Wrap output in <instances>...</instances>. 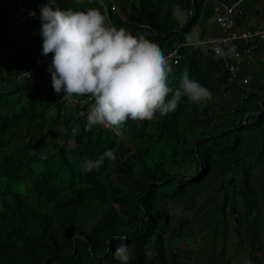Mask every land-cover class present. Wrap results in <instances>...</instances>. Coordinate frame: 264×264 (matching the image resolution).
<instances>
[{
    "label": "trees",
    "instance_id": "16d2710c",
    "mask_svg": "<svg viewBox=\"0 0 264 264\" xmlns=\"http://www.w3.org/2000/svg\"><path fill=\"white\" fill-rule=\"evenodd\" d=\"M100 1L121 8L109 10L111 25L145 36L163 52L178 46L173 90L186 73L212 98L190 104L182 97L166 116L129 119L117 130L122 137L102 125L86 131L91 98L75 96L86 100L80 108H60L48 71L52 56L42 55L39 16L46 4L104 14ZM205 3L0 0V264H119L114 253L121 243L129 264H190L194 248L181 247L183 240L208 246L196 247L194 264H229L237 257L216 250L230 235L240 256L264 264V84L254 81L239 98L219 59L186 42L202 12L210 14ZM177 5L183 21L172 16ZM15 8L24 15L21 26L11 22ZM31 67L33 77L16 79ZM218 86L236 90L224 105L214 101ZM107 150L115 161L85 170L86 161Z\"/></svg>",
    "mask_w": 264,
    "mask_h": 264
},
{
    "label": "clouds",
    "instance_id": "9594fccd",
    "mask_svg": "<svg viewBox=\"0 0 264 264\" xmlns=\"http://www.w3.org/2000/svg\"><path fill=\"white\" fill-rule=\"evenodd\" d=\"M205 1L204 8H208L213 20L209 4L215 0ZM226 1L231 3L235 0ZM241 1L239 0L235 4V20L239 10L237 5ZM49 4H56V0H49ZM100 4L104 14L99 9L91 7L86 10L57 7L53 10L46 4L40 9L39 16L40 35L43 41L42 55L51 54L52 56L48 71L51 73L53 90L57 94V103H59L60 93H63V100L69 101L75 96L91 98L92 103L86 114V131L102 125L122 137L117 130L121 129L129 119L151 121L157 118V113L161 117L166 116L176 110L182 97H186L190 104L206 103L212 98V93L206 87L190 78L186 73L182 77L179 88L173 90L169 84V76L173 72L172 65H175L180 57L178 46L163 52L158 44L148 40L145 36H134L123 27L117 28L111 25L108 12L109 10L121 12L120 6L113 1L109 8L101 1ZM11 14V22L14 25L20 24L24 20L23 13L17 8L13 9ZM29 14L36 18L35 11H30ZM172 16L177 21H183V9L178 5L175 6ZM234 29H240L237 26V21ZM220 33L221 31L208 35ZM206 35H202L194 42H189L186 38V42L200 44L198 41ZM173 48L177 49L175 62L165 56ZM206 50L208 49L206 48ZM212 55L219 59L218 56ZM251 55L239 66L233 76L223 67L219 59L222 69L228 74V82H233L240 89L239 98L245 97L252 91L254 87H251L250 84L258 81L257 77L254 80L246 76L239 77L242 66L248 62ZM36 67H41L47 73L42 65L39 64ZM36 67L26 69L17 75L16 79H30L36 74ZM29 70H33L34 73L31 74ZM242 79H246V82H243ZM259 83L264 84V81ZM217 90L214 101L218 102L220 94L223 95L227 90L222 86H218ZM170 95L171 99H169ZM231 97L232 95L226 97L227 101H223V105L228 103L232 99ZM219 104L222 105V102ZM58 113H62L61 109L58 110ZM49 115L54 116L55 113L50 112ZM145 131H148V127H145ZM129 146V153H135V144L130 143ZM106 160H116L113 150L105 151L95 160L86 161L85 170L98 171ZM115 239L125 240L126 237L117 236ZM114 255L119 264H129L131 254L126 243L118 245ZM231 262L251 264L247 256L230 260L229 264Z\"/></svg>",
    "mask_w": 264,
    "mask_h": 264
},
{
    "label": "built area",
    "instance_id": "2783aa9c",
    "mask_svg": "<svg viewBox=\"0 0 264 264\" xmlns=\"http://www.w3.org/2000/svg\"><path fill=\"white\" fill-rule=\"evenodd\" d=\"M226 0H215L209 4L213 15V20L219 27L221 33L218 35H206L198 42L204 45L212 54L219 57L223 67L231 76L238 70L239 66L246 61L251 53L256 49L257 43L264 40V23L252 28L234 29L236 20L235 4ZM113 7V6H111ZM169 60L176 61L177 49L173 48L166 53ZM31 74L33 70H29ZM246 82V79H242ZM63 93H60L58 101L62 106H73L85 103L84 99L71 98V100H63ZM89 97H87L88 99ZM81 113V110L79 111ZM78 113V114H79ZM247 263V261H246ZM230 264H235L231 262Z\"/></svg>",
    "mask_w": 264,
    "mask_h": 264
},
{
    "label": "crops",
    "instance_id": "0c3cea01",
    "mask_svg": "<svg viewBox=\"0 0 264 264\" xmlns=\"http://www.w3.org/2000/svg\"><path fill=\"white\" fill-rule=\"evenodd\" d=\"M231 1V0H228ZM238 14L236 16L237 26L240 28H251L256 27L259 25H262L264 23V0H242L237 5ZM204 11H208V9H205ZM202 18V19H200ZM196 28L193 30L194 27L189 31L187 36V41L194 42L198 40L202 35L205 34H217L220 32L217 25L213 22L211 15L208 16L204 15L202 12V15L198 17L196 21ZM195 26V25H194ZM250 77L254 80L255 77L258 78L259 82L264 81V40L258 42L256 50L252 53L251 58L248 60V62L242 66L239 77ZM234 88V87H233ZM229 91H226L223 93L224 101L226 100V97H230L232 95V92H235L236 90L232 91L233 89ZM223 105V102H222ZM256 148V147H255ZM261 174H258V171L256 172L257 175L262 176L263 172H259ZM263 178V177H259ZM179 212V210H178ZM197 233V231H196ZM197 237H199L198 234H196ZM209 238H205L204 240H207ZM188 240H183L180 242L179 245L181 247H192L193 250V256L190 259V264H194L195 257L197 255L196 253V247L205 246L208 247L207 244L200 242V240H194L187 242ZM235 241V238L233 236H228L227 240L225 241V244L218 245V250H216V254H219L221 251L225 252V255H231L234 257H240L242 254L239 250H235L233 243ZM207 260V258H206ZM220 262V261H218ZM210 264H216L213 260L209 259ZM199 264H203V261H199Z\"/></svg>",
    "mask_w": 264,
    "mask_h": 264
},
{
    "label": "rangeland",
    "instance_id": "374dc122",
    "mask_svg": "<svg viewBox=\"0 0 264 264\" xmlns=\"http://www.w3.org/2000/svg\"><path fill=\"white\" fill-rule=\"evenodd\" d=\"M118 7H119V6H118ZM200 19H202V18H200ZM17 25H18V24H17ZM196 25H197V24H195V26H193V27H194L193 30L196 28ZM19 26H21V25L19 24ZM18 32L21 33L20 30H18ZM22 32H23V31H22ZM223 101H224V97L222 96V94H220V96H219V100H218L217 104L220 105L219 102H223ZM57 137H58L57 140H59V139H60V136H57ZM57 140H56V142L58 143ZM191 169H192V168L189 167V170H191ZM174 211H175V212L178 211V206H176V207L174 208ZM179 244H180V242H179Z\"/></svg>",
    "mask_w": 264,
    "mask_h": 264
}]
</instances>
